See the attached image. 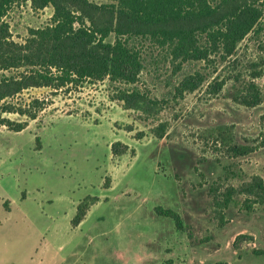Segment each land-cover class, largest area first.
I'll return each mask as SVG.
<instances>
[{
  "label": "rangeland",
  "instance_id": "rangeland-1",
  "mask_svg": "<svg viewBox=\"0 0 264 264\" xmlns=\"http://www.w3.org/2000/svg\"><path fill=\"white\" fill-rule=\"evenodd\" d=\"M52 13V7L34 10L17 2L5 18L12 40L23 43L29 30L50 23ZM156 70L147 63L136 85L157 101L149 110L124 109L110 99L108 82L56 93L32 88L7 99L18 106L34 98L50 102L32 121L1 114L28 122L18 133L0 126V197L14 208L24 204L32 224L9 242L0 239L18 258L8 264H28L45 234L66 248L58 258L47 254L43 264H264V205L241 193L223 211L215 204L254 176L264 182V31L249 35L225 62L214 53L174 74L170 63ZM197 73L204 79L195 90L180 88ZM222 80V89L210 94L209 86ZM249 82L261 92L255 107L233 99ZM115 142L127 152L112 155ZM233 146L250 151L238 156ZM86 196L97 201L75 228L69 209ZM156 207L178 213L183 229L157 216ZM238 235L249 239L235 242ZM33 259L29 264L38 262Z\"/></svg>",
  "mask_w": 264,
  "mask_h": 264
},
{
  "label": "trees",
  "instance_id": "trees-1",
  "mask_svg": "<svg viewBox=\"0 0 264 264\" xmlns=\"http://www.w3.org/2000/svg\"><path fill=\"white\" fill-rule=\"evenodd\" d=\"M19 1L29 2L34 10L53 9L50 23L29 30L23 43L12 40L5 21ZM263 31L264 0H105L101 4L89 0H0V72L15 71L0 78V126L21 132L27 120L15 122L1 114H16L32 121L50 104L34 98L18 106L7 99L32 88H49L56 93L87 82H108L114 88L110 99L122 102L126 110H149L157 101L136 86L147 63L157 70L161 64L170 63L174 74L182 65L207 60L214 53L225 62L249 35ZM203 79L197 73L185 77L179 86L193 91ZM223 85L224 80L215 82L208 92L217 94ZM233 99L255 107L261 102V92L249 82L233 93ZM157 135L162 137V133ZM36 142L40 148L38 137ZM110 149L114 156L128 150L121 142L112 143ZM232 150L238 156L250 151L247 146H233ZM238 193L253 204L264 205V182L258 176L238 191L228 189L215 204L223 211ZM96 201L86 196L77 205L71 226L77 227ZM4 207L8 209L7 203ZM154 211L159 217L171 219L177 230L183 229L175 211L162 207ZM247 239L238 235L235 242Z\"/></svg>",
  "mask_w": 264,
  "mask_h": 264
},
{
  "label": "crops",
  "instance_id": "crops-1",
  "mask_svg": "<svg viewBox=\"0 0 264 264\" xmlns=\"http://www.w3.org/2000/svg\"><path fill=\"white\" fill-rule=\"evenodd\" d=\"M25 199L20 197V202H23ZM4 203H7V208L5 209ZM78 202H72L71 207L69 209V217L70 221L71 218L75 215V207ZM24 204L21 206H18L17 208H14L13 201H10L9 199H3L0 197V239H3L4 241L9 242V240L12 239V237H15L16 234L20 233L21 229H26L31 227V216L30 212L23 207ZM2 209V210H1ZM16 211V212H15ZM85 219L82 221L84 222ZM82 223H80L77 227H79ZM76 228V227H75ZM47 234H45V238H43L44 243L43 246L34 252L33 256L31 257V253H29V257L26 258L25 263L34 260L33 258H36L38 261L35 264H43L45 260V256L49 253L54 254L56 258L59 257L61 251L65 250L66 246L61 241H54L55 243H51V235L46 238ZM54 236H56V232L54 231ZM53 236L54 240L55 237ZM10 246L9 244H3V246L0 245V264H8V260H17L18 258H12V253L9 252ZM56 253V254H55ZM21 258V257H19ZM27 264V263H26Z\"/></svg>",
  "mask_w": 264,
  "mask_h": 264
}]
</instances>
